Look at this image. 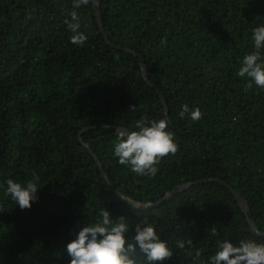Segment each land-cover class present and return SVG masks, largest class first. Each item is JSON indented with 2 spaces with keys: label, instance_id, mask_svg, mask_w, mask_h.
<instances>
[{
  "label": "trees",
  "instance_id": "obj_1",
  "mask_svg": "<svg viewBox=\"0 0 264 264\" xmlns=\"http://www.w3.org/2000/svg\"><path fill=\"white\" fill-rule=\"evenodd\" d=\"M261 24L264 0H0V264H69L67 244L102 207L128 220L129 241L153 223L173 251L159 264H192L198 249L208 261L218 240L264 242L249 223L264 233V90L236 74ZM184 104L202 118H180ZM144 117L167 118L179 145L151 179L113 148ZM34 176L38 200L22 211L6 181ZM130 258L147 264L138 245Z\"/></svg>",
  "mask_w": 264,
  "mask_h": 264
},
{
  "label": "clouds",
  "instance_id": "obj_2",
  "mask_svg": "<svg viewBox=\"0 0 264 264\" xmlns=\"http://www.w3.org/2000/svg\"><path fill=\"white\" fill-rule=\"evenodd\" d=\"M95 2V0H93ZM90 0H73V8L87 6ZM72 20L77 21L75 11L71 14ZM73 33L71 43L83 45L87 37L79 32V23L65 21ZM251 41L253 50L245 54L237 71V76L247 78L245 91L253 86L264 90V24L253 28ZM166 40H161L163 46ZM135 111V106L131 107ZM180 118H189L199 121L203 113L199 107L190 109L187 104L182 105L178 113ZM135 131L118 130L117 140L113 145L114 156L118 163L130 168L136 175L155 177L158 173L161 160L169 155H175L179 145L175 141V134L168 131V120L144 117L136 121ZM38 176L26 181L24 184L12 179L6 181L5 195L19 205L23 211L31 209L32 203L38 200ZM135 235L131 241L126 240L129 233L128 220L121 216L113 220L111 213L101 208L96 221L83 227L75 238L66 246L70 257L69 264H137L135 259L136 245L146 255L147 264H159L166 259H171L173 251L166 241L161 240L153 223L145 217L134 225ZM213 236L218 235L215 227L211 228ZM186 246L191 249L192 240H177L175 247L184 250ZM217 251L208 261L202 259L201 250H196L192 264H264V242L241 239L238 246L228 240L217 241Z\"/></svg>",
  "mask_w": 264,
  "mask_h": 264
},
{
  "label": "water",
  "instance_id": "obj_3",
  "mask_svg": "<svg viewBox=\"0 0 264 264\" xmlns=\"http://www.w3.org/2000/svg\"><path fill=\"white\" fill-rule=\"evenodd\" d=\"M92 2H93V0H91ZM95 5H97V3H98V0H95V2H93ZM99 27H100V30H101V32H103V29H102V25H101V23L99 24ZM105 37V36H104ZM105 40H106V42L109 44V42H108V40H107V38L105 37ZM126 51H128V52H130V53H133V52H131V51H129V50H126ZM140 62H141V68L142 69H144V65H143V63H142V60H141V58H140ZM146 82H147V84L148 85H150V83L146 80ZM87 147V146H86ZM101 169V168H100ZM103 175L105 176V174L103 173ZM106 178V177H105ZM106 180H107V178H106ZM210 181H216V180H210ZM107 183H108V185L110 186V188H111V190L117 195V196H119V197H121L123 200H125L122 196H120V194L118 193V192H116L115 191V189L112 187V185L108 182V180H107ZM222 184H224V183H222ZM225 186H226V188L230 191V193L234 196V198L237 200V202H238V204H240V206L242 207V209L243 210H245V211H247V206H246V204H245V202H244V200H243V198L241 197V195L239 194V193H237L233 188H231L230 186H228L227 184H224ZM126 201V200H125ZM250 226H251V229H252V231H254L256 234H259V235H263L264 236V233H261V232H259L257 229H256V227H255V224H254V222L253 221H251L250 220Z\"/></svg>",
  "mask_w": 264,
  "mask_h": 264
}]
</instances>
